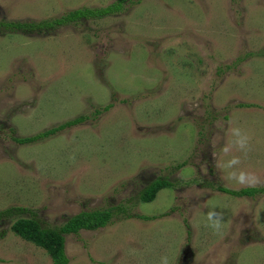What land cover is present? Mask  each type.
<instances>
[{
    "label": "rangeland",
    "instance_id": "1",
    "mask_svg": "<svg viewBox=\"0 0 264 264\" xmlns=\"http://www.w3.org/2000/svg\"><path fill=\"white\" fill-rule=\"evenodd\" d=\"M116 1L0 0V24ZM11 33L0 26V213L25 214L0 219V264H54L13 232L19 218L58 229L120 207L158 218L116 210L107 227L67 235L69 264H264V193L219 191L264 187V0H129L102 18ZM81 115L38 142L13 139ZM160 179L172 187L144 203ZM210 210L223 213L218 231Z\"/></svg>",
    "mask_w": 264,
    "mask_h": 264
},
{
    "label": "trees",
    "instance_id": "2",
    "mask_svg": "<svg viewBox=\"0 0 264 264\" xmlns=\"http://www.w3.org/2000/svg\"><path fill=\"white\" fill-rule=\"evenodd\" d=\"M129 0H117L112 5L106 8H83L71 11L67 15H64L60 19H56L54 22H44V23H15L10 22L7 24L1 23V27H9V29L14 33H19L25 35L26 33H31L37 30H51L55 26H63L70 25L72 23H79L82 20H89L92 18H102L107 15H112L118 12L123 11L125 4ZM113 107L112 104L104 107L103 112H108ZM240 108L248 107L247 104L238 105ZM100 112V111H99ZM229 120V117H226ZM88 120V117L85 115H81L75 118L72 121H69L65 124L53 127L45 132H42L38 135L19 138L13 136V139L19 145H27L38 142L47 137L56 135L58 132L64 131L70 127L77 126L82 124ZM14 133V130H11ZM182 166V165H181ZM172 182L169 180L160 179L149 184L141 193V200L144 203H151L155 201L157 195L160 191L171 188ZM220 192L226 193L230 196L236 198L242 197H255L264 193V187L262 188H243L239 191H231L225 188H219ZM120 212L126 216V218H140L145 221H151L158 217H150V216H131L128 214L127 209L125 207H120ZM115 210V211H116ZM114 209H100L82 212L76 216H72L69 218L60 228L58 229H50L44 228L42 224L37 221L35 218H19L14 221L12 230L13 232L21 237L23 240L33 243L37 247L45 250L49 256L52 258L54 264H69V259L66 254V236L67 235H77L82 230L86 231H98L99 229H103L108 225L112 224ZM15 213H19V215H24L25 210L22 208H11L4 212L0 213V219H11L14 217ZM164 216V215H162ZM160 216V217H162Z\"/></svg>",
    "mask_w": 264,
    "mask_h": 264
},
{
    "label": "clouds",
    "instance_id": "3",
    "mask_svg": "<svg viewBox=\"0 0 264 264\" xmlns=\"http://www.w3.org/2000/svg\"><path fill=\"white\" fill-rule=\"evenodd\" d=\"M235 163H239L238 158H234L229 162V166H231V164H235ZM235 174H232V177H234ZM238 182L241 184H246V183H250V182H246L245 181V176L244 173L242 172L239 176ZM251 183H255V182H251ZM207 219L210 222L209 226L212 227L214 230H219L222 227V221H223V213L221 212H217L215 210H210L207 213ZM161 264H168V259L167 257H162L161 258Z\"/></svg>",
    "mask_w": 264,
    "mask_h": 264
},
{
    "label": "flooded vegetation",
    "instance_id": "4",
    "mask_svg": "<svg viewBox=\"0 0 264 264\" xmlns=\"http://www.w3.org/2000/svg\"><path fill=\"white\" fill-rule=\"evenodd\" d=\"M187 256V255H186Z\"/></svg>",
    "mask_w": 264,
    "mask_h": 264
}]
</instances>
